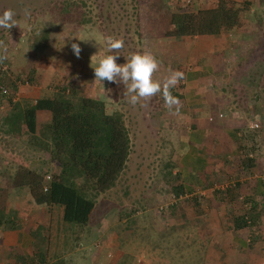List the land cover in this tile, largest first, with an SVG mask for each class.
<instances>
[{"label": "rangeland", "instance_id": "rangeland-1", "mask_svg": "<svg viewBox=\"0 0 264 264\" xmlns=\"http://www.w3.org/2000/svg\"><path fill=\"white\" fill-rule=\"evenodd\" d=\"M215 2L216 0H0V15L5 10L12 9L16 12L15 18L18 21V26L11 28L9 32L0 28V40L7 46L6 53L0 49V55L7 56L0 63V71L14 85V91L22 87V94L13 93L18 99L11 103L18 107L28 105L29 97H19L20 94H29L32 90L52 94L51 88L64 92L67 90L65 95L72 99L78 96L96 98L105 103L107 111H120L128 136L131 137L130 155L125 169L112 188L95 198L86 225L62 222L58 211L60 207L55 205L58 220L54 224V230L57 228L58 233L53 238V243L51 242L49 256L62 262L61 264L66 263L67 252L87 253L85 264H89V260L93 263L95 257H99L100 264H224V252H212L214 241H208V233L201 224H197V228L190 224H172L168 227L171 231H168L167 239H163L158 233L161 230L159 215L161 211L168 210V203H173L176 197L168 195L174 194L171 188L167 192L168 188L164 189L159 185L162 180L158 178L160 169L157 167L161 161L152 154L155 145H142L144 142H140L134 133H141L147 127L149 118L158 120L154 110L160 104V95L132 106L127 102L126 86L123 83L95 81L92 68L98 66L100 59L110 54L119 55L116 62L120 65L126 63L132 54L150 52L157 57L152 42L145 38L152 32L151 36L156 31L158 35L165 32L163 28L168 27L173 3L180 4L181 11L189 12L210 8ZM66 3L72 8L76 6V9L64 11ZM26 9L30 11V16L24 15ZM245 9L247 10L242 12V25L239 29L220 33L227 34L225 41L234 45L227 55L231 82L230 88L225 90L230 89L229 94L236 95L233 102L240 110L248 108V104L254 109L251 105L254 106L255 95L259 98L262 96L263 117L264 90L260 81L264 76V0H251L245 5ZM193 36H184L182 39ZM107 37L122 39L124 48L119 53L109 52ZM37 38H45L46 43L43 50L32 51L30 42ZM72 43L79 44L82 49L79 59L71 49ZM93 55L97 56L91 62ZM163 64L166 65L167 62ZM10 85L6 83L9 89ZM10 104L5 97L0 96V119L9 113ZM240 113L246 114V110ZM43 118L45 116L39 114L38 120ZM260 118L259 116V121ZM24 150L22 143L0 130V195L3 192L6 195L10 185L14 184L15 175L13 176L6 162H11ZM146 174L151 176L147 177ZM37 185V193L45 195L41 185ZM184 211L188 213V210ZM151 218L155 221L148 226L146 219L149 221ZM177 227L182 231L179 238L174 239ZM247 235L250 237L249 233ZM138 240L139 243H136ZM249 240L247 243L250 250L247 248L246 252H236V257L231 255L228 263L264 264V235L258 240L253 238L252 244ZM237 253L240 254L239 258ZM243 256L245 262L242 260Z\"/></svg>", "mask_w": 264, "mask_h": 264}, {"label": "crops", "instance_id": "crops-1", "mask_svg": "<svg viewBox=\"0 0 264 264\" xmlns=\"http://www.w3.org/2000/svg\"><path fill=\"white\" fill-rule=\"evenodd\" d=\"M152 33L145 39L152 42L158 55L156 58L162 64L154 74V80L163 83L170 71L184 73V79L174 87L181 96L178 98L180 115H171L160 95V104L154 110L158 120L149 118L147 127L141 133H134L140 142H144L142 145H155L152 154L161 161L157 167L160 169L158 178L162 180L159 185L168 188L167 192L172 187L179 188L178 194L174 195L175 201L168 203V210L159 215L161 230L158 233L167 239L168 231H171L168 227L172 224H190L195 228L201 224L208 233V241H214L212 252H224V264H230L228 261L232 256L236 257V252L250 250L249 239L258 240L264 235L261 233L264 229V182L260 179L264 172V129L249 128L251 121H257L259 127L264 126L262 96L255 95L254 106L251 105L254 109L248 104V108L240 110L233 102L236 95L229 94L230 89L225 90L230 88L231 82L227 55L234 46L225 41L227 34L175 39L164 33L158 35L157 31L153 36ZM56 91L51 88L52 94H44L43 90H32L21 95L22 87H19L14 94L29 97L30 104L36 98L52 96ZM244 110H250L251 116L240 113ZM11 138L22 143L25 149L11 162H6L13 176L17 171H20L21 180L25 176L55 173L49 160L48 141L41 139L28 143L25 136ZM129 139L131 145L130 136ZM23 181L10 185L6 195L4 192L0 195V264H61L49 256L51 242L58 233L57 228L54 230L58 220L55 205L37 193V184L31 186ZM43 182L42 179L41 187ZM58 209L60 217L61 208ZM248 210L253 219L246 227L234 228V218L247 215ZM153 221V218L146 219V224L149 226ZM179 228L173 230L177 233L174 239L181 234ZM78 253L67 252L65 264L87 263V253ZM242 258L245 262V257ZM100 263L99 257H95L93 263L89 260V264Z\"/></svg>", "mask_w": 264, "mask_h": 264}, {"label": "trees", "instance_id": "trees-1", "mask_svg": "<svg viewBox=\"0 0 264 264\" xmlns=\"http://www.w3.org/2000/svg\"><path fill=\"white\" fill-rule=\"evenodd\" d=\"M248 3V0H216L210 8L189 12L181 11L180 4L173 3L164 36L179 39L236 31L242 25V12L247 10L245 5ZM64 6V11L76 9V6L72 8L68 3ZM45 43V38H37L29 46L32 51H39ZM8 80L0 71V88L7 90V94L0 92V96L10 104L15 87ZM261 80L260 85L264 90V76ZM7 82L11 84L10 89L6 86ZM66 92L56 91L52 96L38 97L33 103L22 107L11 103L9 113L0 119V130L13 138L25 136L26 140L29 139L28 143L40 142L41 139L48 141L49 160L56 170L52 174L44 173L49 175V180L43 182L46 190L41 197L61 208L62 222L86 225L95 198L112 188L125 169L130 139L119 111H107L102 100L87 96L72 99L65 95ZM171 92L173 96L181 97L174 88ZM247 112L249 110H246V114H249ZM39 114L45 118L39 121ZM263 129L264 126L258 127V131ZM19 178V173H15L14 185L24 180L23 183L33 186L43 179L39 175L25 176L22 180ZM172 189L176 196L179 188ZM247 213L234 218V228L249 224L253 214H249V210Z\"/></svg>", "mask_w": 264, "mask_h": 264}, {"label": "clouds", "instance_id": "clouds-1", "mask_svg": "<svg viewBox=\"0 0 264 264\" xmlns=\"http://www.w3.org/2000/svg\"><path fill=\"white\" fill-rule=\"evenodd\" d=\"M30 11L25 10L24 15L30 16ZM16 12L12 9L5 10L0 15V28L9 30L18 26ZM106 46L109 52L119 53L124 48L122 39L106 38ZM0 49L7 52V46L0 40ZM71 49L77 59L80 58L82 49L79 44L72 43ZM97 55L91 57V62ZM118 54L106 55L98 61V66L92 67L94 70L95 81L101 83H123L126 86L125 96L127 102L136 106L141 101L147 102L152 97L163 96L165 105L171 115H180V100L172 95L171 89L176 87L184 79V73L181 71H170L163 83L154 80V74L159 70L161 62L150 52L142 54H132L123 65L117 64ZM7 59L6 55H0V63ZM143 106V105H142ZM175 106V111L173 107Z\"/></svg>", "mask_w": 264, "mask_h": 264}, {"label": "built area", "instance_id": "built-area-1", "mask_svg": "<svg viewBox=\"0 0 264 264\" xmlns=\"http://www.w3.org/2000/svg\"><path fill=\"white\" fill-rule=\"evenodd\" d=\"M186 2H188V0H186ZM0 92H1L2 94H7V90H6V88H4V87H1V88H0ZM14 100H15V99H14V96H12V98H11V102H13ZM218 116L220 117L221 114H219ZM258 127H259V124H258L257 121H251V122L249 123V128H251V129H257ZM42 177H43V180H45V181L49 180V175H48V174H44ZM260 179L264 182V172L260 175ZM42 190H43V191L46 190V186H45V185H43ZM174 200H175V199H174ZM160 209H161V207H160ZM260 264H263V262H260Z\"/></svg>", "mask_w": 264, "mask_h": 264}]
</instances>
